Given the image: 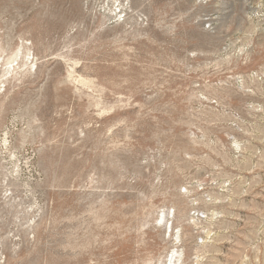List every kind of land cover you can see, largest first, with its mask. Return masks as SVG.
Segmentation results:
<instances>
[{
    "label": "rangeland",
    "instance_id": "374dc122",
    "mask_svg": "<svg viewBox=\"0 0 264 264\" xmlns=\"http://www.w3.org/2000/svg\"><path fill=\"white\" fill-rule=\"evenodd\" d=\"M0 264H264V0H0Z\"/></svg>",
    "mask_w": 264,
    "mask_h": 264
},
{
    "label": "bare ground",
    "instance_id": "6f19581e",
    "mask_svg": "<svg viewBox=\"0 0 264 264\" xmlns=\"http://www.w3.org/2000/svg\"><path fill=\"white\" fill-rule=\"evenodd\" d=\"M11 67V66H10ZM173 257V256H172Z\"/></svg>",
    "mask_w": 264,
    "mask_h": 264
}]
</instances>
